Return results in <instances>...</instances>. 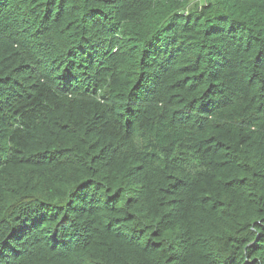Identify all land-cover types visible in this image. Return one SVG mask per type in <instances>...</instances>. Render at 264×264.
Returning a JSON list of instances; mask_svg holds the SVG:
<instances>
[{
    "label": "trees",
    "instance_id": "trees-1",
    "mask_svg": "<svg viewBox=\"0 0 264 264\" xmlns=\"http://www.w3.org/2000/svg\"><path fill=\"white\" fill-rule=\"evenodd\" d=\"M0 264H264V0H0Z\"/></svg>",
    "mask_w": 264,
    "mask_h": 264
}]
</instances>
